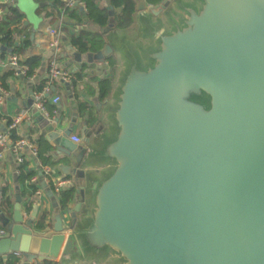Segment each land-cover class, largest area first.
I'll return each mask as SVG.
<instances>
[{"label": "water", "instance_id": "1", "mask_svg": "<svg viewBox=\"0 0 264 264\" xmlns=\"http://www.w3.org/2000/svg\"><path fill=\"white\" fill-rule=\"evenodd\" d=\"M43 5L15 0L33 37ZM136 8L140 41L112 20L100 29L107 42L96 57L116 49L123 62L108 126L87 129L81 143L73 126L50 135L80 180L71 220L58 209L51 228L37 227L18 191L12 217L0 206V257L264 264V0Z\"/></svg>", "mask_w": 264, "mask_h": 264}, {"label": "crops", "instance_id": "2", "mask_svg": "<svg viewBox=\"0 0 264 264\" xmlns=\"http://www.w3.org/2000/svg\"><path fill=\"white\" fill-rule=\"evenodd\" d=\"M59 1L68 6L69 0ZM40 2L44 3L38 10V15L42 20L34 32V37L32 36L33 25L31 24L27 26L23 24L21 31L13 30L11 38L7 40L3 39L0 34V81L9 92V96L0 110V134L6 133L14 139L26 137L37 148L38 156L30 151L24 153V163L27 169L35 172L32 177L37 176L38 178L37 183H35L37 198L34 199L33 206L28 211L26 205L28 201L32 200L31 190L29 189L27 195H22L23 185L19 181V165L14 155L10 151H6L4 156L0 158V206L2 207V191L6 189L11 200L8 215L12 217L15 198L19 191L22 196L24 218L27 220L35 215L34 224L39 227L42 216L46 213L47 218L41 228L45 226L51 228L54 214L58 209L65 217L66 222L71 220L68 209H73L80 201L78 195L80 180L77 175L70 173L67 168L72 166L70 159L58 153L50 135L62 134L65 129L73 126L70 139L72 136H77L82 142L87 129L95 128L99 123H104L105 129L108 126L107 111L123 62L116 49L103 60L96 57V54L104 48L107 42V35L100 30L104 26H97L89 21L86 7L82 9L76 5L68 6V10H62L55 0H42ZM147 2L154 5L149 0ZM95 3L109 13L115 29L121 35L127 36L133 42L141 40V17L136 5L131 25L126 28H118L114 18L122 8L113 6L112 0H95ZM9 7L10 5L3 6L5 13L0 16V23L5 20L9 13ZM48 28H55L60 32L61 51L58 54V59L61 66L74 73L76 79L71 84L62 81L56 84L48 83V61L52 56L51 36L47 32ZM82 36L88 42L86 51L79 49L74 43V39ZM2 46L6 47L7 50H3ZM12 56L18 57L20 65L28 66L29 70L32 68L31 75H28L29 70L27 75H18L17 68L11 64ZM111 60L114 62L113 64ZM107 79L112 80L110 81L111 88L109 94L104 97L102 83ZM46 94L49 96L45 98L44 95ZM56 96H60L61 99L59 103L54 104L53 99ZM41 103L49 112V116L40 109ZM98 104H101V108L98 107ZM24 111L26 113L23 114L21 122L15 129L9 130V125ZM39 165L50 169V176L53 180L63 178L73 180L71 187L73 198L66 207L60 206L61 194L55 192L53 183L45 182L40 173ZM28 182L30 183L27 181V184ZM0 230H6L1 223ZM13 256L18 259L19 264H22V258H18L15 254ZM112 257L110 255L107 261L100 264H111ZM48 262L53 264H94L86 261L78 263L72 261L67 263L35 261L33 264H47Z\"/></svg>", "mask_w": 264, "mask_h": 264}, {"label": "trees", "instance_id": "3", "mask_svg": "<svg viewBox=\"0 0 264 264\" xmlns=\"http://www.w3.org/2000/svg\"><path fill=\"white\" fill-rule=\"evenodd\" d=\"M42 1V0H40ZM57 5L61 6L62 10L67 9L68 6L61 4L59 0H55ZM85 3V7L87 8V18L89 21L93 22L95 25L99 26H106L109 21L111 20L109 17V13L105 11V9H101L96 3L95 0H81ZM162 0H149L154 5H158L161 3ZM113 6L118 7L120 6L122 10L115 16L114 22L118 28H126L131 25L132 23V15L135 12V0H112ZM61 11V10H60ZM24 15L18 10L17 7L14 5H10L9 13L7 14L5 20L0 23V34L3 36V39L7 40L10 39L12 36V32L14 31H21L23 26ZM90 40V39H89ZM75 45L79 47V49L86 51L87 50V39L83 36L74 39ZM112 64L114 63L111 60ZM32 68L29 70L28 75H31ZM112 80L107 79L102 83V93L103 96H107L110 92L111 82ZM57 81L54 83L56 84ZM19 181L23 185L22 195H27L29 189L31 190L30 193L32 195V200L28 201L26 205V209L28 211L31 210L33 206V201L36 199L35 190L37 186L34 183L27 184V181H30L31 177L35 174L34 171H30L27 169L26 164H22L19 167ZM2 209L9 214L11 200L10 197L6 193V189L2 191ZM73 198V190L69 189L67 191L62 192L61 194V201L60 206L66 207L70 200ZM47 214L45 213L42 216V220L39 224V227L43 225V222L46 220ZM0 264H19L18 259L11 255L7 261H3L0 259ZM47 264H53L48 262Z\"/></svg>", "mask_w": 264, "mask_h": 264}, {"label": "built area", "instance_id": "4", "mask_svg": "<svg viewBox=\"0 0 264 264\" xmlns=\"http://www.w3.org/2000/svg\"><path fill=\"white\" fill-rule=\"evenodd\" d=\"M15 0H5L3 2H0V16L5 13V10L3 8L4 5H14ZM68 6H82L85 8V3L81 0H69ZM48 34L51 36L50 41V47L52 49V56L48 61V83L52 84L57 82H63V83H73V81L76 79L74 73H72L70 70L64 68L61 66L58 54L61 51V44H60V32L58 29L55 28H48L47 29ZM11 64H13L17 68L18 75H27V72L29 70L28 66L20 65L18 61L17 56H12L11 58ZM9 96V92L6 89V87L2 84L0 81V110L3 107V105L6 102L7 97ZM60 96H56L53 99V103L57 104L60 101ZM43 100V99H42ZM42 102V101H41ZM40 109L45 112L47 116H49V112L46 110L43 103L39 105ZM26 111L19 114L14 121L9 125V130H13L17 127V125L21 122L23 119V114H25ZM72 140L75 142H81V139L77 136H72ZM6 151H10L15 159L17 164L20 166L24 164L25 162V151H30L35 156H38L37 148L32 144V142L26 138H18L14 139L10 137L6 133L0 134V158L4 156V153ZM39 170L41 175H43L45 182L47 183H53L55 192L58 194H62V192L71 189L73 186V180L68 178H63L59 180H53L50 176V169L48 167L39 165ZM37 176H34L30 179V183H37ZM5 235L4 230H0V236Z\"/></svg>", "mask_w": 264, "mask_h": 264}]
</instances>
